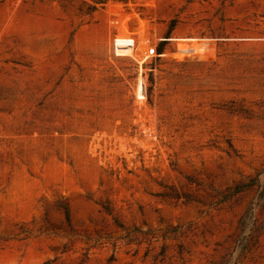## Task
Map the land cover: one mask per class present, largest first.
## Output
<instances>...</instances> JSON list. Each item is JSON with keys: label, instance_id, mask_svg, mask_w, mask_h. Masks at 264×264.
<instances>
[{"label": "rangeland", "instance_id": "1", "mask_svg": "<svg viewBox=\"0 0 264 264\" xmlns=\"http://www.w3.org/2000/svg\"><path fill=\"white\" fill-rule=\"evenodd\" d=\"M0 264H264V0H0Z\"/></svg>", "mask_w": 264, "mask_h": 264}]
</instances>
